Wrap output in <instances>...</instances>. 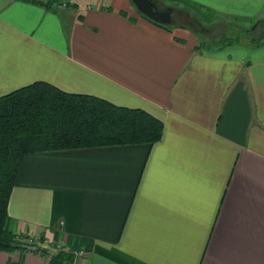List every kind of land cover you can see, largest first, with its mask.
Instances as JSON below:
<instances>
[{
  "label": "crops",
  "instance_id": "0c3cea01",
  "mask_svg": "<svg viewBox=\"0 0 264 264\" xmlns=\"http://www.w3.org/2000/svg\"><path fill=\"white\" fill-rule=\"evenodd\" d=\"M0 0V94L42 79L143 108L146 143L25 153L5 228L71 264H264V42L197 50L192 31L131 0ZM227 33L264 0H154ZM0 264H51L24 245Z\"/></svg>",
  "mask_w": 264,
  "mask_h": 264
},
{
  "label": "trees",
  "instance_id": "16d2710c",
  "mask_svg": "<svg viewBox=\"0 0 264 264\" xmlns=\"http://www.w3.org/2000/svg\"><path fill=\"white\" fill-rule=\"evenodd\" d=\"M57 1L40 2L52 6ZM141 14L154 24L168 27ZM260 27H263L260 35L251 36L249 40L261 44L264 21L240 31L247 34ZM221 36L224 41L217 39V48L233 39L224 33ZM204 45V42L198 43L194 48H214ZM162 130V120L143 108L116 104L94 94L67 91L42 79L0 94V249L12 250L26 245L5 228L9 195L25 153L122 143L150 146L161 137ZM28 245L49 255L51 264H71L73 254L68 250H49L34 241Z\"/></svg>",
  "mask_w": 264,
  "mask_h": 264
},
{
  "label": "rangeland",
  "instance_id": "374dc122",
  "mask_svg": "<svg viewBox=\"0 0 264 264\" xmlns=\"http://www.w3.org/2000/svg\"><path fill=\"white\" fill-rule=\"evenodd\" d=\"M172 22H178L179 25L182 27H185L189 30L192 31L193 35L197 38L195 45L200 43L202 44L203 42L205 43L204 46L208 45L210 47H215V43L217 39L223 40V37L221 34L225 33V27L224 25L220 24H212L208 25L205 23H200L198 20L191 14L189 11L177 8L176 10L173 11V19L171 20ZM263 30V27H260V29H257L255 31H251L246 33L241 32L240 30H236L231 33H227L228 36H233L232 42L230 43H225L223 46H228V45H235V43H238L239 41L241 42L242 39L246 38V40H249L251 36H258L260 35V31ZM259 40V39H258ZM263 46V43H261ZM17 238L21 239V241L26 242L25 244H29L30 241L34 239H28L25 236H17ZM40 252V251H39Z\"/></svg>",
  "mask_w": 264,
  "mask_h": 264
},
{
  "label": "water",
  "instance_id": "95a60500",
  "mask_svg": "<svg viewBox=\"0 0 264 264\" xmlns=\"http://www.w3.org/2000/svg\"><path fill=\"white\" fill-rule=\"evenodd\" d=\"M136 9L144 15L157 20L161 23H169L171 21V7L160 9L154 0H131Z\"/></svg>",
  "mask_w": 264,
  "mask_h": 264
},
{
  "label": "built area",
  "instance_id": "2783aa9c",
  "mask_svg": "<svg viewBox=\"0 0 264 264\" xmlns=\"http://www.w3.org/2000/svg\"><path fill=\"white\" fill-rule=\"evenodd\" d=\"M68 251L71 252L73 255H82L84 253L83 249H70Z\"/></svg>",
  "mask_w": 264,
  "mask_h": 264
}]
</instances>
